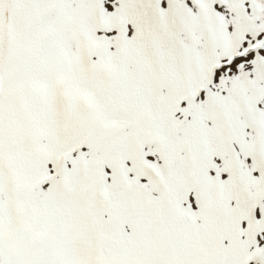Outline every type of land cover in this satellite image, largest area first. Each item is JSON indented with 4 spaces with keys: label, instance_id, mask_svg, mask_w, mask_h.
I'll use <instances>...</instances> for the list:
<instances>
[{
    "label": "snow or ice",
    "instance_id": "6c2138e0",
    "mask_svg": "<svg viewBox=\"0 0 264 264\" xmlns=\"http://www.w3.org/2000/svg\"><path fill=\"white\" fill-rule=\"evenodd\" d=\"M0 264H264V0H0Z\"/></svg>",
    "mask_w": 264,
    "mask_h": 264
}]
</instances>
